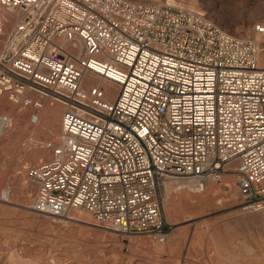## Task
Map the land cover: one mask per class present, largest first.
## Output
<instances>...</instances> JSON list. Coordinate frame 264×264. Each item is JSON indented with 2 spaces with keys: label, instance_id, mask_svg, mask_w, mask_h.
Here are the masks:
<instances>
[{
  "label": "built area",
  "instance_id": "obj_1",
  "mask_svg": "<svg viewBox=\"0 0 264 264\" xmlns=\"http://www.w3.org/2000/svg\"><path fill=\"white\" fill-rule=\"evenodd\" d=\"M1 96L34 123L47 103L64 110L61 143L26 171L33 213L86 212L119 235L166 237V184L200 193L228 174L241 210L264 211V44L200 13L0 0ZM14 126L0 115V132Z\"/></svg>",
  "mask_w": 264,
  "mask_h": 264
},
{
  "label": "rangeland",
  "instance_id": "obj_2",
  "mask_svg": "<svg viewBox=\"0 0 264 264\" xmlns=\"http://www.w3.org/2000/svg\"><path fill=\"white\" fill-rule=\"evenodd\" d=\"M131 1L195 11L238 37L254 39L256 25L264 24V0ZM49 108L59 111L55 139L60 143L64 110L51 104ZM17 112L7 96L0 97V115H9L15 122L11 130L0 134V264H264V218L257 217L264 211L241 210L232 174L209 182L201 193L172 191L168 202L163 195L169 226L164 241L156 236L119 235L98 226L86 212L89 223H67L33 213L30 206L36 187L27 180L26 171L50 160L58 144H50L45 153L42 147L54 139L46 129L48 122L43 123L45 129L33 132V110L27 109L22 118ZM8 188L12 189L10 201H1Z\"/></svg>",
  "mask_w": 264,
  "mask_h": 264
},
{
  "label": "bare ground",
  "instance_id": "obj_3",
  "mask_svg": "<svg viewBox=\"0 0 264 264\" xmlns=\"http://www.w3.org/2000/svg\"><path fill=\"white\" fill-rule=\"evenodd\" d=\"M9 27V29H8ZM11 26L8 25L7 26V29H6V33L9 32ZM254 39L257 41V43L259 44H264V36L258 34L256 31H255V36H254ZM97 79H95L93 76H90L87 80V85L89 84H92L94 82H97L95 81ZM103 85L106 86V88L110 91V87L112 86L110 83H103ZM58 106H61L60 104H56ZM2 108H8L7 105H2L1 106ZM62 107V106H61ZM27 109H18V112L17 114L19 115V117H25L26 111ZM58 114H59V111L57 109H53L51 110V108H49V104H45L44 106V109L39 111L38 112V121L37 122H32L31 121V130L33 132H36V131H41L42 129H45L43 127V123L44 121L46 120L48 123L46 124L47 125V130L48 132L52 133V135H54V139L51 140L50 142H48L47 144H45L44 147H42V149H44L45 153H47V150L49 148V145L50 144H60V143H57L58 141L55 139V135L57 134V132L59 131V127H58V123H59V119H58ZM30 130V129H29ZM6 131H2L0 132L1 136L4 135ZM62 136V134H61ZM209 183V182H208ZM208 183H207V186L205 187L204 191L206 190V188H208ZM180 185H176L174 188L171 184H166L165 188H164V196H165V201L168 202L169 201V195L171 194V192H184L185 190H179ZM191 188V187H190ZM189 191H195V190H189ZM203 191V192H204ZM196 192V191H195ZM201 193V192H200ZM11 194H12V189L11 188H8L6 190L3 191V194L1 196V201H4V202H9L10 201V198H11ZM230 194L235 197V192L234 191H230ZM257 217H262L264 218V214H259L257 215ZM56 219V218H54ZM64 220V219H63ZM90 220V216L89 215H85L83 212H73L70 216L69 219H65V222L67 223H73V222H83V223H89ZM88 221V222H87ZM159 240L161 241H164L165 240V237H158Z\"/></svg>",
  "mask_w": 264,
  "mask_h": 264
}]
</instances>
